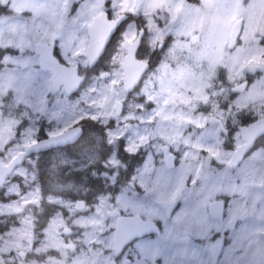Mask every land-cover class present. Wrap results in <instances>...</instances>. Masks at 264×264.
<instances>
[{
	"label": "rangeland",
	"instance_id": "obj_1",
	"mask_svg": "<svg viewBox=\"0 0 264 264\" xmlns=\"http://www.w3.org/2000/svg\"><path fill=\"white\" fill-rule=\"evenodd\" d=\"M64 1L0 0V7L6 5L8 13L0 15V158L1 155L14 158L34 143L40 129L55 135L83 120L96 123L103 136L94 135L95 145L82 152L86 167L93 165V171L107 177L108 173L124 170L120 157H144L132 172L141 181L149 179V200L142 208L145 213L137 211L135 204L130 209L142 214L144 220L162 223L165 231H160V236L168 231L176 235L179 214L165 219L156 201H179L189 206L193 203L205 212L196 235L206 238L208 228L217 227L210 223L207 214L213 194L208 193L209 186L220 182L224 171L227 172L226 168L222 170V164L240 144L236 126L241 125V120L249 124L264 117V0H163L164 4H160L161 0H131L128 11L145 20L146 48L160 47L159 61L134 92L125 94L119 68L120 51L113 60L110 79L90 76L71 98L61 90L50 96L51 77L40 75L37 60L30 55L34 43L50 44L58 38L59 58L68 67L75 64L81 47L69 48L70 25L64 35L54 29L66 18L61 11ZM238 19H242V25L234 36L232 25ZM32 30L38 31L34 38L30 37ZM40 30L45 36L39 34ZM135 34L131 23L123 37L131 41ZM193 36H197L195 44L190 43ZM244 82L247 88L243 92H231ZM116 101L124 103V111L112 123L110 117ZM171 102L177 104L175 111ZM219 122L226 133H222ZM163 147L175 157L172 169L165 165ZM100 149L106 155L104 158L99 154ZM260 152L264 151H256L247 162L255 156L259 160ZM49 160L47 169L61 172L57 167H61L62 154L50 156ZM36 161V157L27 159L8 177L1 190L0 259H13L3 264H87L86 259L67 256L60 246V233L65 226L59 212L61 206H67V199L61 188L55 190V186L46 189L43 197ZM151 167L154 173L149 177L146 173ZM260 172H264V167ZM250 175L252 180L248 182L256 190L250 189L249 195L254 201L258 191L263 196L264 191L257 185L255 175ZM226 176L223 180H228L226 185L230 189L225 194L227 216L238 219V205L248 193L247 178L235 183L234 173ZM42 200L57 208L45 227L36 230V214ZM117 209L126 211L127 206L123 204ZM108 210L100 197L91 222L108 221ZM113 226L115 221L109 220L107 227ZM107 227L96 229L101 242L107 240Z\"/></svg>",
	"mask_w": 264,
	"mask_h": 264
},
{
	"label": "flooded vegetation",
	"instance_id": "obj_2",
	"mask_svg": "<svg viewBox=\"0 0 264 264\" xmlns=\"http://www.w3.org/2000/svg\"><path fill=\"white\" fill-rule=\"evenodd\" d=\"M187 1L200 2L199 0ZM160 4H164L163 0H161ZM6 7L7 6L5 5L0 8L6 9ZM130 8L131 0H124V3L122 4L118 0H80L78 2L74 0L64 1L61 11L64 16L66 15V18H64L60 24L58 23L54 29L64 35V31L68 28V25H70V28L67 31V39L68 41L70 40L68 42V46L69 48L73 47L74 49L78 46L81 47V54L79 53L75 57V64L73 67L78 68V74L84 78V83H86L87 78L90 76H98L99 79L102 80L100 77L102 74H108L106 79H110V76H112L110 69L114 67L113 60L117 59V55L120 51L121 55L119 68H121V63L126 54L122 45L124 42H127V40L124 39L123 34L127 32L128 25L131 23L134 24L136 34L130 42L136 39L141 30L144 31L141 45L136 53V58L147 62L151 67L150 69H152L154 64L159 61L161 57L159 53L160 47L156 50L146 48V22L140 17V15L129 12L128 9ZM120 16H125L124 21L116 29L115 33L110 36L103 53L98 57L95 64L89 66V60L86 58L85 54L90 43V26L97 18H101L103 22L107 24L108 22L115 21ZM130 27V30H132V26ZM37 34V30H32L30 37L34 38ZM39 34L43 35L42 30H40ZM194 37L197 38V36ZM58 40L59 39L57 38L55 39L56 42L53 41L50 44L47 42L34 43L32 53H30V55L37 60L36 66L40 75L45 73L50 77L48 72L39 70L40 58L35 53V46L37 44L53 45L54 57L60 64L64 65L63 60L61 61L57 51L56 44H58ZM7 53L11 54L9 51ZM20 53H23V50H20ZM118 102L122 103V113L120 116L112 119L116 103ZM123 111L124 103L122 101H116L110 121L114 123V121L122 116ZM215 122L218 121L215 120ZM88 123H91L94 126L96 125V123L83 120L75 123L71 127H80L83 132L84 126ZM221 124L219 122L222 133H226V130ZM247 124L248 123L241 120V125L239 126H245ZM239 126H236V131L238 133L240 144L234 150L232 149L233 152L229 160L224 165L222 164L221 167L222 170L226 168L227 170H225L227 172L224 171L220 182L216 185L209 186L208 193L213 194L210 196L207 204V214L211 219L209 220L210 223L217 225V227L208 228V236L206 238H199L196 234L201 230L202 225L200 224V220L203 213H205L201 209L202 207H197L193 203L189 206L177 201L178 204L176 208L168 217L165 210L157 204L160 200H157V208H159L165 215V219L169 220L173 215H175V213L179 214L178 219L180 222L176 225L177 234L171 235V232L168 231V234L164 236H160V234L135 238L126 244L121 251H116L113 246L112 236L114 226L108 228V222L113 219L116 223L117 219L121 216L140 215L139 217L142 219V214L134 213V211L130 209V206H132V204L138 205L135 209L139 212L145 213V210L142 208L147 206L149 200V179H145L144 181L139 180L138 174L136 172L126 171L125 167L127 165L124 164L123 171L119 170L108 173L107 177H104L103 173L100 174L98 171H93V165L86 167V161L82 159L81 151L78 150V152H73L72 150L76 149V147H72V149L68 148L73 146L75 143L55 149L48 148L46 150L33 153L29 159L33 157L37 158L36 169L38 171L40 188L41 179L47 177V179H50L47 180L50 181L47 182V189L51 188V186H55V190L61 188V194L67 199L65 200L67 206H61L59 212L61 214L62 223L65 226L60 233V246L64 251H66V255H70L75 260L81 258L86 259L87 264H264V196L258 191V196L253 201L252 197L249 195V190L255 189V185L248 182L252 180V176L250 174H254V177L257 179V185L264 191V172H260L261 167H264V152H260L262 154L259 156V160L255 156L252 158L251 162H247L250 156L256 151H264V135L255 142L253 147L246 153L238 165L229 167L228 164L231 161L233 153L243 144L240 139V133L237 129ZM62 132L63 131L55 135ZM55 135H48L40 129L35 135L33 144ZM91 143H93V141ZM22 152H19L17 155ZM59 152L62 154L63 160L61 167H57V169H61V172H56L55 170L49 171L47 168L50 164V156L56 155ZM127 157H129V155H127L124 159L127 160ZM132 158L134 160H132ZM0 159H2L0 162L1 168L9 165L13 158L10 160L8 156L1 155ZM129 160L133 161L135 165H137L138 163H141V160L144 161V157L131 156ZM43 163L47 165V168L44 173H41L40 165ZM174 166L175 160L173 161L172 167H167L172 169ZM250 169L253 171L249 172ZM149 170H151V173L150 171H147L146 174L151 177L154 173V168L151 167ZM13 172L7 174L0 182V194L8 177ZM230 173H234L237 179L233 180L235 183H238L240 180L243 181L247 178L248 193L246 194V199L238 205L239 210L236 211L240 214L238 219H228L227 216L225 194H227L230 189H228L226 185L228 180H223V177L228 178L226 175ZM158 192H161L160 187L158 188ZM214 193H218V195H214ZM100 197L104 198V207L109 209L107 212L108 221L101 222L102 224L99 222L97 223L96 220L91 222L94 218L96 208L99 205ZM1 200H3L2 196L0 197V201ZM214 202H219L223 208L222 216L220 218L214 217L210 213V205ZM41 204V209H39L40 212L36 214V223L41 221V219H39V215L44 212L48 213L46 218L47 222L50 221L54 216L55 208H57L55 204H46L44 200H42ZM123 204L127 206L126 211L117 209ZM52 209L54 212H52ZM115 211L118 212V214L111 217L110 213ZM86 217L89 218L86 219ZM85 221L87 223H84ZM191 221H193L195 225L192 224ZM155 222L159 226L160 231L164 232L165 228L162 223L157 221ZM102 227H107L105 230L108 234L107 240L101 242V237H97L100 235V232L96 231V229H101ZM202 231L204 232L205 230L202 229ZM87 239L89 240L86 241ZM20 255L25 258L24 253H21ZM12 261L13 259H10L9 257H1L0 259V263L2 264L10 263Z\"/></svg>",
	"mask_w": 264,
	"mask_h": 264
},
{
	"label": "water",
	"instance_id": "obj_3",
	"mask_svg": "<svg viewBox=\"0 0 264 264\" xmlns=\"http://www.w3.org/2000/svg\"><path fill=\"white\" fill-rule=\"evenodd\" d=\"M76 2L80 0H74ZM125 16H120L115 21L105 24L101 18L95 19L93 24L89 28V46L86 51V58L89 60V66L95 64L98 57L103 53L105 45L107 44L111 35H113L116 29L124 21ZM242 25V19H238L232 25V34L237 36L239 34ZM144 31L141 30L136 39L132 42H124L123 49L126 54L121 63L122 71V87L125 93H132L141 83L144 75L149 71L150 65L142 60L136 58V53L141 45ZM191 44L196 42V37L191 38ZM53 45L37 44L35 46V53L39 56V69L51 74V95L56 94L63 89L64 94L67 97H71L76 94L84 82V78L79 76L78 68H68L62 65L53 56ZM101 79H106L108 74H102ZM247 87V83H241L234 87L232 93H241ZM172 111L177 109V105L174 102L170 103ZM122 113V103H116L115 112L112 119L120 116ZM238 131L240 133V139L243 144L239 146L233 153L229 167L238 165L246 153L253 147L255 142L264 135V117L255 120L245 126H239ZM83 132L80 127H72L62 133L49 137L46 140L33 144L27 147L24 152L17 155L11 163L6 167L0 168V182L5 175L11 173L14 169L20 166L26 158L32 153L46 150L48 148H58L76 143L82 136ZM162 152L165 155V163L168 167H172L174 156L168 153V148L163 147ZM151 173V170H149ZM157 204L162 207L167 216L169 217L171 212L177 206V202H165L158 201ZM223 208L219 202H214L210 205V213L214 217L220 218L222 216ZM118 212L110 213L111 217L117 215ZM147 235H160V230L155 222L151 220H143L139 216H121L115 223L113 233V246L116 251H121L122 248L131 242L135 238H141Z\"/></svg>",
	"mask_w": 264,
	"mask_h": 264
},
{
	"label": "trees",
	"instance_id": "obj_4",
	"mask_svg": "<svg viewBox=\"0 0 264 264\" xmlns=\"http://www.w3.org/2000/svg\"><path fill=\"white\" fill-rule=\"evenodd\" d=\"M5 10L6 9L0 8V15H3V16L7 15L8 13H6ZM92 133H93V135H92ZM94 135L103 136L102 132L100 133V131L98 130V127L96 125L94 126L93 124L88 123L87 125L84 126V131H83L82 137L73 146H70L68 148L72 149V147H76V149L72 150L73 152H78V150L81 152L82 151L84 152L85 149H88L91 146H94L91 143L93 141ZM102 148H103V150L104 149L106 150L104 145L102 146ZM99 154L102 156V158H104L106 156L105 153L101 152V149L99 151ZM126 156L127 155H125V157ZM125 157L124 156L120 157V162L124 165H127L125 167L126 171H132V168L136 165L133 161L129 160L131 157H127L128 158L127 160L124 159ZM102 158H101V160H103ZM132 160H134V159L132 158ZM40 166H41L40 172L44 173L46 171L47 165H45L43 163ZM40 178H42V177H40ZM47 180H50V179H47V177L44 179H41V188H42V192H43L44 197L46 196L45 190L47 189L46 186H48L47 182H50ZM52 212H54L53 209H52ZM47 215H48L47 212H44L43 214L39 215V219H41V221L35 223L36 230H41V229H43V227H45V223L47 222V220H46Z\"/></svg>",
	"mask_w": 264,
	"mask_h": 264
}]
</instances>
